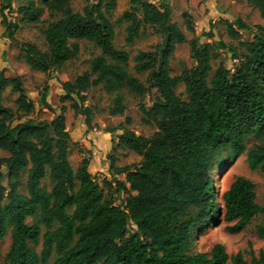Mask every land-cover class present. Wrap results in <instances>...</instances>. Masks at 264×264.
<instances>
[{
  "label": "trees",
  "instance_id": "16d2710c",
  "mask_svg": "<svg viewBox=\"0 0 264 264\" xmlns=\"http://www.w3.org/2000/svg\"><path fill=\"white\" fill-rule=\"evenodd\" d=\"M246 1L264 19V0ZM102 2L77 12L71 0H18L15 7L12 0H0L3 36L11 41L20 27L11 16L14 12L29 23L40 22L44 9L51 17L58 14L45 28L47 51L34 43L21 44L32 69L49 73L75 58L78 39L94 41L102 50L90 61L89 71L74 81H60L65 92L60 100L71 101L88 126L90 108L83 101L89 88L103 85L117 92L112 114L125 111L121 88L138 94L147 88L125 68L129 52L115 46V27L103 13ZM130 4L119 19L129 22L127 42H133L144 25L162 36L154 50L139 51L134 66L138 72L149 71L148 85L158 92L151 107L142 106L144 120L157 129L150 136L122 126L107 130L123 131L113 142L114 151L126 148L142 156L139 163L118 166L110 155L111 178L100 181L89 170L88 158L73 168L69 150L74 141L67 129L65 104L50 119L31 117L35 102L21 76H8L0 69V150L7 153L0 156V239L11 227L3 264H50L54 253L52 264H264V251L248 261L243 251L230 255L222 242L209 251H191L198 233L215 222L231 223L227 230L238 233L257 215L264 216L250 178L237 175L219 195L212 178L225 163L223 153H241L250 136L258 140L246 149L249 168L264 171V26L256 25L252 38L242 40L241 30L251 26L242 18L227 23L228 35L239 39V46L221 45L239 62L234 68L220 65L210 81L211 44L192 39L196 63L173 76L170 59L188 38L172 19V5L169 0L159 4L130 0ZM185 18L188 30L195 32L188 13ZM211 26L202 35L213 37ZM239 47L245 50L242 54ZM180 83L187 99L176 91ZM7 89L18 94L15 108L2 103ZM47 97L45 88L38 103L53 110ZM25 172L27 192H22ZM120 174L125 180L118 178ZM46 177L51 189L43 184ZM115 192L125 194L124 201L118 203ZM37 216L48 227L40 252L30 243H39L41 227L27 221ZM256 230L264 239V223Z\"/></svg>",
  "mask_w": 264,
  "mask_h": 264
},
{
  "label": "rangeland",
  "instance_id": "374dc122",
  "mask_svg": "<svg viewBox=\"0 0 264 264\" xmlns=\"http://www.w3.org/2000/svg\"><path fill=\"white\" fill-rule=\"evenodd\" d=\"M98 1L71 0V6L74 11L84 12L85 9H92ZM151 1L159 4L162 0ZM169 2L172 5L173 21L178 24L188 38L186 42L176 46L174 54L170 59L169 70L173 76L180 74L183 69L190 68L196 63L191 51L190 41L192 39L199 37L200 42H210L211 44V70L208 76V80L210 81L220 65L223 64L234 68L239 62V59H233L232 52L228 47H222L221 45L224 43L239 46V39H231L228 35L227 23H233L236 18H242L251 26L250 29L241 30L242 40L252 38L253 34L257 31L256 25L261 24L264 26V19L261 17L259 10L246 0H169ZM130 5V0H103L101 9L114 24L115 46L129 52V62L125 68L131 75L138 77L147 88L143 94H138L128 88H121L119 90L123 94V104L125 106L123 114H112V109L116 104L115 98L117 92H112L103 85L89 88L86 91V99L83 101V105L90 108L89 118L91 126L86 124L85 115L75 113V110L71 107V101L66 100L62 102L60 100L61 96L65 93L60 81H74L76 76L89 71L92 58L102 54L99 46L94 41L78 39L76 42L79 44L80 50L75 58L65 62L49 73L35 70L26 63L24 58L25 52L22 50L21 44L25 42L34 43L43 51H47L48 44L45 28L51 19H57L58 14L55 17H51L47 9H44L40 22L29 23L20 20L14 12L11 16L16 17V21L19 22L20 27L15 32V40L11 41L3 36L5 29L1 25L2 16L0 13V69H3L8 76H21L28 96L35 102V110L31 113V117L50 119L54 116L55 112H61V106L65 104L67 107L64 112L67 129L70 131L73 141L80 136L88 137L90 131L96 132L95 139L90 141V149H87L84 143L79 144V139L77 143H72L69 150V159L73 168L77 170L82 160L88 158L92 162L89 165V170L95 173L100 181L104 177L111 178L109 174L110 155L115 156V163L118 166L139 163L142 160V156L126 148H119L114 151L112 147L113 142L117 141L118 135L123 131L118 129L116 132L111 133L107 131L108 129L122 126L145 136H150L157 129L155 123L144 120L142 106L151 107L158 96V92L148 85L149 71L138 72L134 66L136 63L135 58L139 51L154 50L156 44L162 41V36L154 27L144 25L141 27L139 35L135 37L134 41L131 43L127 42L126 34L129 22L123 19L119 21V19L122 18L123 12L130 8ZM13 7H15L14 2ZM185 13L189 14V21L194 26L195 32L188 30ZM211 24L214 36L209 38L206 35H202L204 31L210 29ZM244 51L242 47H239L238 54H242ZM45 88L48 89L47 99L52 104L53 110L41 107L38 103L40 95ZM176 91L183 99L188 98L183 83L177 86ZM16 96V93L7 89L3 95V105L15 108ZM257 140L258 136L248 137L245 144L246 149ZM246 149L239 154H233L230 150L223 153L224 165L215 169L212 174L214 188L218 192L217 195L222 194L229 188L237 175H245L255 184L257 203L264 205V171L251 170L249 168ZM6 154V152L0 150V156ZM105 164L107 165L106 169H95V165L99 168L100 165ZM26 176L27 172L23 175L24 185L20 188L22 192H27L25 185ZM118 178L125 180L126 177L124 174H120ZM43 184L46 188L51 189L48 177L45 178ZM104 188L105 191H108L106 186ZM125 196V194L114 193V197L118 203L124 201ZM219 202L222 203L221 199ZM27 221L29 223H37L41 227L39 243H30L35 250L40 252L43 242L42 236L48 230V227L42 223L40 216L28 217ZM260 223H264V216L261 214L257 215L241 232L231 233L227 230V226L231 223L225 221L215 222L198 233L191 251H209L214 243L222 242L230 255L243 251L245 259L251 261L253 256H258L260 251H264V239L260 237L256 230V226ZM10 230L11 227H9L6 237L0 239V264H3L5 255L9 250L11 243ZM55 258L56 253L53 254L50 264H52ZM227 264L231 263L228 262Z\"/></svg>",
  "mask_w": 264,
  "mask_h": 264
},
{
  "label": "crops",
  "instance_id": "0c3cea01",
  "mask_svg": "<svg viewBox=\"0 0 264 264\" xmlns=\"http://www.w3.org/2000/svg\"><path fill=\"white\" fill-rule=\"evenodd\" d=\"M17 94V93H16ZM17 96H18V94H17ZM17 96H16V98H17ZM15 98V99H16ZM5 106H7V105H5ZM42 107V106H41ZM86 128V127H85ZM95 135H96V132H93V131H90V133L88 134V137L87 136H80L78 139H79V144H83L84 143V145L87 147V149H90V141L91 140H94L95 139ZM78 139H76V140H74V142H78ZM113 147V146H112ZM7 155V154H6ZM92 164V162L90 161V164L89 165H91ZM107 165L105 164V165H100V167L98 168L96 165H95V169H99V170H103V169H106L107 167H106ZM97 170H95V171H97ZM93 173V172H92ZM93 174H95V173H93ZM110 174V173H109ZM119 176V175H118Z\"/></svg>",
  "mask_w": 264,
  "mask_h": 264
},
{
  "label": "built area",
  "instance_id": "2783aa9c",
  "mask_svg": "<svg viewBox=\"0 0 264 264\" xmlns=\"http://www.w3.org/2000/svg\"><path fill=\"white\" fill-rule=\"evenodd\" d=\"M16 1H18V0H12V3L14 2V4H15Z\"/></svg>",
  "mask_w": 264,
  "mask_h": 264
}]
</instances>
